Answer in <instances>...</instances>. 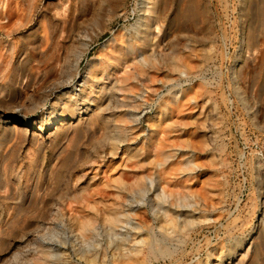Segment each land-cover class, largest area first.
<instances>
[{
  "label": "rangeland",
  "instance_id": "1",
  "mask_svg": "<svg viewBox=\"0 0 264 264\" xmlns=\"http://www.w3.org/2000/svg\"><path fill=\"white\" fill-rule=\"evenodd\" d=\"M138 1L0 0V103L11 99L20 88L19 84L29 81L22 102L27 101L28 96L36 101L38 97L32 90L55 75L54 69L49 70L51 65H56L61 56L71 60L73 54L87 48L75 83L88 62L103 58L114 45L122 46V34H126L138 19ZM263 2L207 0L215 46L207 58H202L203 46L200 44L195 45V57L191 56L190 60L186 59L187 52L179 54L178 61L184 65L189 61L185 76H180L162 62L158 65L160 72L143 67L131 60V55H128L129 65H117L104 73L113 70V77L118 79L123 72L138 75L131 82L134 101L131 108L134 112H131L139 122L129 136V143L124 144L139 150L143 168L130 174L150 173L152 164L161 158L157 151L161 147H173L177 153L189 157L192 163L188 171H182L179 157L166 161L161 171L162 187L171 198L177 197L183 206L182 195H191L187 204L197 203L195 212H185L187 217L164 223L141 201L143 204L138 202L142 204L138 222L145 228L138 234L132 230L126 245L120 246L115 236L96 222L95 235L78 249L73 239L63 235L64 224L68 223L66 216L77 206L69 193L77 186L79 196L83 198L99 188L100 182L117 176L116 162L120 159L106 157L102 161L96 159L94 164L80 160L81 153L87 152L95 157L94 148L99 149L98 143L87 147L92 129L78 140L75 147L72 138L55 147L58 149L62 145L64 151L60 160L67 158L69 162L64 167L56 165L52 172L57 160H54L47 142L43 164L40 154L28 143L2 144L0 264H35L44 251L41 239L66 241L65 245L57 244L58 257L53 264H121L118 260L128 256L132 258L128 264H210L220 253L223 264H227L225 255L241 243H245L244 246L246 242L261 244L264 237L253 228L258 223L259 199L264 190V130L261 128L264 125V19L261 21L258 17ZM175 4L176 0L171 15ZM113 8L121 14L108 22ZM36 27L49 34L46 45L40 48L45 51L43 57L26 42V35ZM144 52L138 51V54L144 55ZM252 54L255 59L247 61ZM167 75L173 80L167 82ZM138 89L144 90V98L138 97ZM172 92L181 96L178 109L167 106ZM190 96L194 103L187 102ZM135 104L139 106L135 107ZM48 106L38 109L34 117L40 118L48 111ZM3 110L4 104H0V112ZM116 110L117 115L124 108ZM165 114L167 117L162 118ZM95 131V137H102V130ZM42 135L46 136V133ZM135 162L130 161L128 167L135 169ZM75 176L80 177L77 182ZM47 210V217L39 218ZM206 219L213 221L199 223ZM39 223L42 228L35 233ZM3 231L8 235L5 236ZM148 241L161 246L160 249L156 245L151 249ZM16 253L22 254L17 260L13 259ZM236 258L238 260L239 255ZM254 264H264V257L259 256Z\"/></svg>",
  "mask_w": 264,
  "mask_h": 264
},
{
  "label": "bare ground",
  "instance_id": "2",
  "mask_svg": "<svg viewBox=\"0 0 264 264\" xmlns=\"http://www.w3.org/2000/svg\"><path fill=\"white\" fill-rule=\"evenodd\" d=\"M173 2L174 0H139L137 3L138 19L131 29L127 31L128 33L122 34L124 37L122 46L114 45L112 50L107 52L103 58L97 57L96 60L88 62L83 74L78 77L75 83L73 82L79 74L78 68L86 54L87 48L77 51L73 54L71 60L69 57L67 58L66 53L65 58L67 59H62L60 55L61 58H59L58 62L53 60L57 64L51 65L52 67L49 70L54 69L55 75L52 74L53 76H49L42 83L39 81L40 84L37 83L39 85L34 90L31 88L38 97L36 101L33 97L28 96L26 98L27 101L23 100L22 102V99H25L23 93H25V90L29 87L28 84L31 82L29 81L28 83L22 82L19 84L18 87L20 88L12 98L0 103L4 104V110L0 112V146L2 144L6 146L10 142L13 144H16V142L28 143L40 154L43 164L46 158L45 142H47L52 149L54 160H57V163L55 162L54 166H52L51 172L56 168V165L64 167L69 162L67 158L60 160V155L64 148L60 144L61 146L56 149L57 145L61 141L64 142L68 138H72L73 146L75 147L78 140L91 129L90 138H88L89 144H86L88 142L85 144L87 147L89 145L93 147V145L98 143L97 146L100 144L99 149L95 150L94 148L95 157L90 156L87 152L81 153L79 155L80 160L85 164H94L96 159L102 161L106 157L120 159L116 162V170L118 171L115 175L117 176L106 178L100 182L99 188H95L83 198L79 196L80 193L76 185L69 193L70 199L76 201L77 206L73 213H69L72 212L70 210L66 216V222L68 223L64 224L63 235L67 239H73V243L78 249H82L83 244L95 235L96 227L94 223L96 222L101 224L108 234L115 236L120 246L126 245L132 230L138 234L145 228L138 222L140 206L143 204L141 201H144L152 213L158 215L164 223L174 222V220H179L181 217H187V212H195V209H197V203L187 204L188 197L191 195H182L181 201L185 203L183 206L177 197L171 198V195L165 192L162 187L161 171L166 161L179 157L178 164L182 171H188L192 163L189 157L177 153L178 150L172 149L173 147H161L157 151V155H160L161 158H157L152 164L153 168L150 173H142L141 175L130 174L136 169L143 168L142 160L139 159V150L135 147L132 148L129 144H124V142L129 143V136L136 130L139 122V118L131 112L133 111L131 108L134 106V101L131 98L133 89L131 82L136 79L137 74L131 75L130 72H123V76L118 79L113 77L114 71L112 70V73L104 75L110 68L114 69L117 65L128 64L130 62L128 55H131V60L137 64L153 68L157 72H160L161 68L158 65L162 62V64H166V67L169 65L174 72H178L180 76L187 74L188 68L186 65L189 61H186V65L178 61L177 57H179V54L187 52L189 56L186 59L190 60V57L195 54V45L200 44L203 46L202 58L210 56L215 46L213 43L215 38L207 0H176L175 10L171 15L170 11ZM118 12L116 8H113L108 15L107 21L109 22L119 16L121 13L119 14ZM258 17L263 21L264 2ZM201 24L202 28L200 27ZM46 31L36 27L26 35V42L30 43L32 48L42 57L45 56V51L40 48L43 44L46 45L48 41L47 35H49ZM132 36L134 39H131ZM243 44L245 45V43ZM45 45L44 48L46 47ZM251 46L255 48L254 44H251ZM156 47L159 48L158 51H156ZM142 50H145L144 55L138 54V51ZM253 55L248 56L247 61H253L255 59ZM166 77L167 82L173 80L168 75ZM34 83L36 85V82ZM64 89L67 90L64 91ZM139 92L138 97L144 98V90L138 89ZM26 94L28 95V93ZM180 101L181 96L178 95V92H172L167 99V106L178 109ZM25 102H27L26 104L29 103V105L26 106ZM187 102L194 103V99L190 96L187 98ZM47 104H49L47 107L48 111L36 119L34 117L36 111L42 107L44 108ZM135 105V107L139 106L138 104ZM117 108H124V111L118 112L119 114L116 115ZM202 111L203 108L200 114ZM164 117H167V115L162 118ZM112 123L115 126L111 130ZM132 124L134 126L131 127ZM261 128L264 130V125ZM95 129L103 131L102 137L101 135L95 137ZM43 133H46V136H43ZM161 133L163 132L161 131ZM83 139L86 138L83 137ZM3 145L2 147L4 148ZM53 149H56V151H53ZM79 156L75 155L74 157ZM132 160L136 161L135 169L127 165ZM78 162L80 161L78 160L77 164H79ZM72 164L75 165L74 163ZM127 173L131 176L127 177ZM79 178L77 176L75 182ZM259 202V219L253 230L264 237V190ZM194 207L196 208L194 209ZM185 212L187 214H184ZM47 213L48 210L44 214L41 213L39 218H46ZM63 215L65 216V214ZM212 221L211 219H206L199 221V223ZM41 228L42 224L39 223L36 226L37 230L35 233H38ZM4 235L7 236L8 233H4ZM40 243L44 251L42 258L37 260L35 264H53V262H56L59 251L57 244L59 242L41 239ZM65 243L66 241L59 244L65 245ZM147 244L150 245L151 249H154L156 245L152 241H148ZM244 244L241 243L234 250L228 251L225 255L227 257L226 260H228L227 264H254L259 256L264 257V238L261 244H254L253 242H246L245 246ZM160 247L157 246L156 248L160 249ZM242 247L244 248L242 249ZM101 251L105 253V250ZM79 253L82 252L79 251ZM237 255L240 257L238 260L236 258ZM21 256V253H16L13 259L17 260ZM131 260L132 258L128 256L119 259L118 262L128 264ZM210 264H223L222 254L215 256V260Z\"/></svg>",
  "mask_w": 264,
  "mask_h": 264
}]
</instances>
